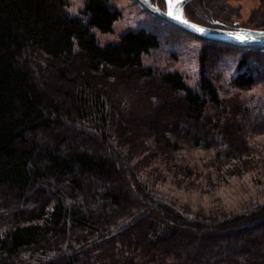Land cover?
<instances>
[{
  "label": "trees",
  "instance_id": "obj_1",
  "mask_svg": "<svg viewBox=\"0 0 264 264\" xmlns=\"http://www.w3.org/2000/svg\"><path fill=\"white\" fill-rule=\"evenodd\" d=\"M193 1L185 15L197 24L264 30V18L253 17L254 27L232 21L227 0H200L191 10ZM69 7L0 0V264H264V203L197 216L145 181L124 148L128 138L160 152L183 135L240 168L255 150L250 141L264 136V106L230 111L208 75L207 52L197 88L180 72L144 66L143 55L163 44L150 27L101 46L95 30L112 33L122 17L111 0H84L78 15ZM204 41L207 51L242 53L233 87L264 84V48ZM121 84L156 106L122 130L111 101Z\"/></svg>",
  "mask_w": 264,
  "mask_h": 264
},
{
  "label": "rangeland",
  "instance_id": "obj_2",
  "mask_svg": "<svg viewBox=\"0 0 264 264\" xmlns=\"http://www.w3.org/2000/svg\"><path fill=\"white\" fill-rule=\"evenodd\" d=\"M111 1L112 5L122 10V17L114 24L112 33L95 30L101 46L118 43L130 30L150 27L161 35L163 44L143 55L144 66L153 67L160 73L180 72L189 85L197 88L201 76L200 55L207 52L208 75L220 88L221 97L230 111L239 108L253 111L264 106L263 83L250 91H240L230 84V78L238 72L242 56L240 50L208 48L207 51L204 40L166 21L145 0ZM199 1L194 0L190 9L193 10ZM262 2L263 0H227L225 5L231 8L227 11L228 16H235L231 18L232 21L254 27L251 23L253 17L264 18ZM69 3L72 15H78L84 6V0H69ZM200 7L206 10L203 5ZM159 9L165 10L164 7ZM218 43L225 44L215 42ZM111 101L114 110L112 120L115 128L120 130L129 121L153 116L156 108L154 100L144 91L124 84L115 89ZM239 123L235 120L228 127L234 131ZM256 139L257 144H262L261 147L250 141V146L255 150L240 168L235 161L229 160L227 163L223 156H219L216 147L211 148L204 143L203 147L198 148L183 135L178 136L176 147L168 150L162 148L160 152H145L149 149L146 143H132L128 138L126 140L131 144L124 148L144 180L165 194L168 200L197 216L213 217L236 214L254 203H264V136H257ZM237 143L242 145L243 141L238 137Z\"/></svg>",
  "mask_w": 264,
  "mask_h": 264
},
{
  "label": "water",
  "instance_id": "obj_3",
  "mask_svg": "<svg viewBox=\"0 0 264 264\" xmlns=\"http://www.w3.org/2000/svg\"><path fill=\"white\" fill-rule=\"evenodd\" d=\"M191 1L192 0H187V2L184 3L183 0H181L180 4H176V0H172L175 7L170 8L168 0H165V10L155 8L149 1H146V4L169 23L201 39L210 40L212 42H222L236 47L264 48V30L249 28L234 30L228 29L223 25H219L218 27H207L189 20L185 15V9ZM170 10L173 13L171 16L168 14ZM177 16L181 18L177 19ZM185 20H187V23L184 22ZM238 35L242 38L237 39Z\"/></svg>",
  "mask_w": 264,
  "mask_h": 264
},
{
  "label": "snow or ice",
  "instance_id": "obj_4",
  "mask_svg": "<svg viewBox=\"0 0 264 264\" xmlns=\"http://www.w3.org/2000/svg\"><path fill=\"white\" fill-rule=\"evenodd\" d=\"M184 3L187 2V0H183ZM168 3L170 5V8L171 7H175V5H173L172 3V0H168ZM181 3V0H176V4H180ZM170 16L173 15L172 11L170 10L169 13H168ZM177 19H180L181 17L180 16H177L176 17ZM185 23H187V20L184 21ZM242 37L240 35L237 36V39H241Z\"/></svg>",
  "mask_w": 264,
  "mask_h": 264
},
{
  "label": "flooded vegetation",
  "instance_id": "obj_5",
  "mask_svg": "<svg viewBox=\"0 0 264 264\" xmlns=\"http://www.w3.org/2000/svg\"><path fill=\"white\" fill-rule=\"evenodd\" d=\"M166 5V4H165ZM165 9H166V7H165Z\"/></svg>",
  "mask_w": 264,
  "mask_h": 264
}]
</instances>
